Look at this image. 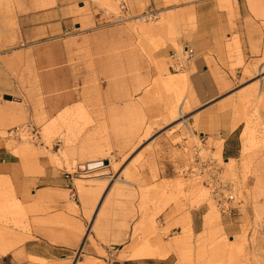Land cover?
Masks as SVG:
<instances>
[{
    "label": "rangeland",
    "instance_id": "1",
    "mask_svg": "<svg viewBox=\"0 0 264 264\" xmlns=\"http://www.w3.org/2000/svg\"><path fill=\"white\" fill-rule=\"evenodd\" d=\"M235 6L232 0H0V38L12 34L0 51L23 47V16L49 15L36 24L69 23L66 36L77 37L68 41L71 63L84 97L60 125L36 116L0 127V140L20 162L11 176H0V251L11 244L0 264H264V44L257 58L244 52ZM252 10L264 22V1ZM212 12L225 13L228 26L202 28V13L217 23ZM210 40L214 50L206 58L220 90L200 105L189 68ZM23 77L19 87L39 108L36 77L29 84ZM12 98L0 101H20ZM106 101L113 102L108 113ZM92 110L99 123L90 133ZM29 124L40 132L39 143L26 128L10 137ZM230 131L241 144L232 165L223 157L224 138L213 137ZM45 159L67 171L73 191H39L27 182L42 175ZM96 160L106 166L87 173ZM216 194L234 195L236 209L222 213ZM187 230L191 242L165 258H128L181 240ZM39 243L37 252L49 258L35 261L30 255Z\"/></svg>",
    "mask_w": 264,
    "mask_h": 264
},
{
    "label": "crops",
    "instance_id": "2",
    "mask_svg": "<svg viewBox=\"0 0 264 264\" xmlns=\"http://www.w3.org/2000/svg\"><path fill=\"white\" fill-rule=\"evenodd\" d=\"M236 3L235 16L236 31L239 33L241 47L244 52L250 57H259V50L264 44V25L263 19L257 18L253 13L254 4L263 2L264 0H232ZM199 11V7H198ZM261 12V8L257 9ZM215 14L214 12H212ZM201 21L204 23L202 28H219L223 29L228 26L227 15L225 13L215 14L216 24H211L212 20L207 21L206 13H202ZM49 19V15L42 14L38 16H23L20 18V28L22 33V48L17 50H7L3 48L0 51V97L18 96V103L0 101V127H4L12 122L23 119L32 120L36 116L45 118L48 124H52L57 120V124L64 123L65 118L75 115L77 109L84 103L82 87L78 83L73 66L72 59L74 57L73 48L70 47L71 39L77 37H67L69 31V23L59 18L56 21L36 24L39 19ZM211 19V17H209ZM209 23V24H207ZM239 24V25H238ZM12 34L6 33L0 38V45L6 46L11 42ZM214 50L212 40L202 50V53L195 59L189 68V80L195 93L196 101L200 105H205L216 98L219 94V84L214 79L212 70L215 65L209 64L206 58L208 51ZM263 50V47H262ZM205 52V53H204ZM204 53V55H203ZM29 75H31L29 77ZM24 76V77H23ZM36 77L39 98L41 101L40 107H36L29 103L27 91L19 87V78L23 77L26 83ZM178 75H171L172 81H176ZM103 91L113 92V87L104 86ZM112 101H106L103 108L106 113L110 110ZM124 103L121 104L123 106ZM215 104L204 107L200 113H208L212 111ZM74 108V109H72ZM95 111L90 112V118L94 122L90 125V133H93L97 128L98 120L94 117ZM51 129L50 125L45 127L47 133ZM235 131H230L228 136H213L214 138H224L223 157L227 158L228 165H232L233 159H236L240 153L241 144L238 143V138L234 136ZM205 138V136L203 137ZM243 144L242 136L239 138ZM66 157V153H64ZM232 158V159H229ZM101 160L91 161L98 162ZM89 162V163H91ZM19 158L13 155L6 147V142L0 140V176H11L13 170L19 165ZM43 173L40 176L27 177V182H33L42 190H68L73 191V183L66 176L67 171L57 168L51 164L48 159L42 162ZM129 164H126L121 172L125 171ZM72 186V187H71ZM111 189L109 190V192ZM218 206V205H217ZM222 213L223 210L219 209ZM229 213V212H228ZM232 213V212H231ZM229 213V214H231ZM238 213H235L236 215ZM239 218V217H238ZM241 219V217L239 218ZM236 220V219H234ZM189 217H186V224H189ZM184 238L177 241H172L167 245H159L152 251V255L139 256L138 258L128 257L130 260L162 257L165 258L170 252L176 251L180 246L191 242V231L185 232ZM9 243L3 248L1 253H6L9 249ZM33 252L30 257L37 261L38 258H49V252H37V249H42L41 244L33 245ZM147 249H143L147 250ZM140 251V252H142ZM138 252L136 256L140 253ZM38 257V258H37Z\"/></svg>",
    "mask_w": 264,
    "mask_h": 264
},
{
    "label": "built area",
    "instance_id": "3",
    "mask_svg": "<svg viewBox=\"0 0 264 264\" xmlns=\"http://www.w3.org/2000/svg\"><path fill=\"white\" fill-rule=\"evenodd\" d=\"M185 49H186L185 50L186 54H188V58L192 59L194 57V50L187 47V46ZM181 67H182V64L177 63V65L173 68L178 70ZM25 128L28 130L29 135H31L30 137H32V139H34V141L41 138L40 132L38 130H36L37 128L32 124H29L26 127H22V128L17 127L11 131L9 130L10 131L9 132L10 137H21L20 134H22L24 132ZM215 200L217 201L218 208L223 210L224 212L231 213V212H233L234 209H236V208L232 207V205H231L232 203L235 202V196L234 195H230L228 198H226L222 194H216Z\"/></svg>",
    "mask_w": 264,
    "mask_h": 264
},
{
    "label": "bare ground",
    "instance_id": "4",
    "mask_svg": "<svg viewBox=\"0 0 264 264\" xmlns=\"http://www.w3.org/2000/svg\"><path fill=\"white\" fill-rule=\"evenodd\" d=\"M147 17H150V16H146V18ZM141 21L142 20H144V17H140L139 18ZM186 52V51H185ZM172 80V79H171ZM1 96V95H0ZM179 115L180 116H183L184 115V113H183V110H182V107L179 109ZM32 138V137H31ZM41 139V138H40ZM40 139H38V140H35L34 141V139H32L34 142H36V143H39L40 142ZM103 166H106L105 165V163L104 162H102V161H98V162H91V163H87V165L85 166V168H86V170L87 171H89V172H87V173H91V171L92 172H95V171H97V169H99L100 167H103ZM107 168V167H106ZM95 170V171H94ZM101 175V174H100ZM219 209V208H218ZM89 236V235H88ZM83 245H84V243H83ZM83 245H82V247H83ZM82 247H81V250H82ZM146 255H152V251L151 250H144V251H142V252H140L139 254H138V256H146Z\"/></svg>",
    "mask_w": 264,
    "mask_h": 264
},
{
    "label": "water",
    "instance_id": "5",
    "mask_svg": "<svg viewBox=\"0 0 264 264\" xmlns=\"http://www.w3.org/2000/svg\"><path fill=\"white\" fill-rule=\"evenodd\" d=\"M4 99L11 100V97L10 96H5Z\"/></svg>",
    "mask_w": 264,
    "mask_h": 264
}]
</instances>
